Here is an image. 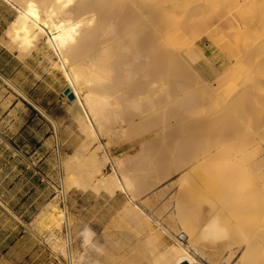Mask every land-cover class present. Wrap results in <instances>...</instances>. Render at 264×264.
Returning <instances> with one entry per match:
<instances>
[{
	"label": "rangeland",
	"instance_id": "374dc122",
	"mask_svg": "<svg viewBox=\"0 0 264 264\" xmlns=\"http://www.w3.org/2000/svg\"><path fill=\"white\" fill-rule=\"evenodd\" d=\"M11 1L12 3H18V0ZM16 14L15 9L11 5L4 0H0V34L2 36ZM218 15L213 13V15L209 16L210 20L207 18L209 23L205 26L203 24L197 29L193 28L194 30L192 31L190 30L191 28H186L182 34L187 35L185 36L186 39H184V41L186 40V46L184 41H182L183 39L180 40V43L177 42L183 36L178 38L177 41L174 39L172 36L173 26L167 25L170 22L166 23V27H164L165 56L162 80L165 108L160 122L161 140L156 138V135L149 138L144 135L153 126L155 117L153 118L151 115V118L140 120V122L138 117L134 115L136 114L134 113L135 111L130 107L126 108L125 103L122 106L123 108L120 109L121 105L116 98L118 96L123 98L125 94L131 91L132 78L123 71L121 65L117 64L118 62L112 63L115 67L111 64L113 68L110 66L107 69L105 77L91 82L90 88L98 94L109 96L111 103H114L112 105L113 110L117 105H120L116 109L117 114H120L122 118L118 119L115 112L109 113L106 119V127L101 133L102 137L99 138L97 136L98 140L89 142L91 137L81 129L79 122L75 119L71 108H69L79 132L86 137V141L80 144L61 143L60 127L55 121L53 123L55 125V134H57L56 139H58L56 143L42 145L30 142L27 129L21 130L19 127L20 113L17 111L20 106H23V98L27 100V103L34 104L35 102L25 94L14 79L0 74V264H30L29 256L25 258L24 253L28 252L29 247L34 244L44 249L39 258V264H69L70 261L66 250V244L68 245L66 240L67 229L70 230L72 238L71 248L74 253L76 252L74 255L77 257L81 255L87 264H92L91 262L95 260L102 261L105 264H151L152 259H154L151 251L155 244V248H157L158 245L160 247L161 243L162 249L163 244L164 248L166 247L167 249H171L173 246L178 247L177 240L185 243L188 240L187 234L179 233L184 230V227L186 230L197 226L201 227L210 223L214 217L219 218L220 224L226 229V239L217 242V244H211L206 239L191 236V241L188 245L190 252L202 264H264V251H261V248L264 247V236L259 247L248 245L246 239L242 237L237 239L239 235H244L245 229H249L254 223L252 219L255 217L253 216L254 213L250 211L251 208H249V205L244 204V200L243 203L240 201L242 199H239L240 195L249 194L253 187V182L250 180L251 182L248 183L249 176L243 172L227 170L226 165V158L230 159L231 156L233 159L231 151L240 149L242 147L240 144L247 145L246 150H248L245 154H239L238 159L240 161L255 163L264 159V140L262 139L264 138L262 137L264 134V114L259 113L251 103H249L248 109L242 108V105L245 102L248 103L253 94H255L253 89L258 79L246 78V80L240 69V67L242 68L241 63L243 60H247L245 63L248 68L250 67L249 70L251 72L255 71L254 68L258 65V61L264 59V49L259 44L260 39L250 34V31L253 30L252 26H255L254 24H250V29L252 28L250 30V25H245L246 22L242 21L233 11L231 14ZM109 31H106V34L111 32L110 36L113 31ZM210 33H212L213 38L209 36ZM245 39L251 41L252 46L247 56L241 55V62L237 50L243 52L244 43L242 44V41L244 42ZM228 40L232 42L228 44ZM233 42H235V46L231 45ZM254 42L258 44L255 46ZM41 44L45 45L44 42ZM230 45L231 48L229 50L231 51L234 48V52L236 51L235 54L238 57L234 56V53L232 55L230 51L228 53L225 50ZM177 48L179 49L178 51ZM6 49L16 53V51L7 47ZM196 50H198L197 53ZM34 53L48 65L50 73L54 75L55 81L61 87L59 93L64 103L71 104L72 100L64 93L68 87L67 81L62 71L53 65V59H58L56 54L53 50L44 47L36 49ZM174 55L177 56L174 57ZM83 56L84 54H79L77 58H82ZM238 59L239 61H237ZM231 70L234 73L232 71L231 74ZM218 74L220 75L218 76ZM229 74L230 76L235 75L236 78H233V76L230 78ZM221 76L226 79L229 76V82L226 79L221 80ZM128 79L131 84L128 83ZM8 80L16 87L11 85ZM219 80H221L220 82L226 80L222 82L225 85L227 83L232 84L235 80V86L234 84L232 85L235 87L234 89L240 84V88L238 86L237 89V92L239 91L237 104L235 103L236 105H234L233 101H231L235 107L231 106L232 103L229 101L226 105L222 102L221 97L229 91L227 86L231 84H227V88H222L221 86L219 87ZM240 80L242 83L245 82V85H242ZM121 81L122 84L119 83ZM244 87L248 89L246 90ZM244 95H246V99ZM114 100L118 103L117 105L113 102ZM219 105L221 110L226 108L225 112L219 109L225 119L221 116V112L218 115L215 114L218 109L216 110L214 106L218 107ZM211 106L216 112L212 111ZM229 107L236 109L237 113L235 112L236 110L231 108L232 111ZM210 111L215 114L216 119L210 114ZM239 111L241 113L244 112V114L238 113ZM178 112L180 113L178 114ZM205 112L210 114H208L209 118L214 117L217 126H219L217 120H220V122L221 119L225 120V123L223 122L224 125L219 122L223 126L221 130L219 126V134L213 118L210 122ZM231 112H235V114ZM253 113H255L257 118ZM236 114L244 117L238 115L239 117L236 119ZM218 117L219 119H217ZM232 117L236 118L233 119ZM239 118L240 122L244 119L242 124L239 123ZM136 119L138 122L136 121L134 124L133 122ZM197 119H201V121ZM212 120L213 125L211 124ZM256 120H258L257 124ZM16 121H18V124L15 127ZM252 122L253 125L255 124V128L252 126ZM205 125L208 126L205 127ZM213 126L215 130L213 131L212 128L209 130L208 127ZM225 127L226 130L224 131ZM249 132L253 133V137H250V135L247 137L250 134ZM218 135H223L224 143ZM244 135L247 138L246 141H243L245 139ZM195 136L196 138H194ZM206 137L208 138L206 139ZM101 140L107 144L111 155L122 154L128 157H126L128 161L126 160L125 162V168L129 170L127 171V174L129 173L128 178L132 182L131 186L134 193L138 195L137 203L143 211L138 210L137 212L128 208L130 207L128 203L130 205L133 204L131 203V196L126 193L119 192L112 195L108 191H98L92 187H89V189L85 188L86 180L97 181L98 178L96 175L89 178L91 175L89 172L90 164L83 166L77 164V153L83 151V146L87 143L91 144L90 151H94ZM143 140L147 141V144H144V147L147 148H144L146 152L140 146ZM203 142L205 145H208L209 142L213 143L214 146L219 144V147L200 159L188 163L195 156L193 152L196 155L200 153L202 145H204ZM151 143L152 147H150ZM210 143L209 146H211ZM232 143L233 148H236L231 150ZM196 144L199 146H196ZM154 145L160 146V152L156 148L153 149ZM148 147L150 150H148ZM227 147L230 148L228 149L229 151L224 154L221 153L220 156L215 157L216 159L214 158L216 161H220L219 159L221 158L220 162H215L214 159H212L213 163L210 160L208 161L214 166L219 165L218 170L207 177H200L199 171L196 170L199 162L215 156L217 152ZM36 151L38 153L34 154ZM148 152L152 156H149ZM222 155H225L224 159ZM251 156L253 157L251 158ZM66 159L69 162H75L72 165L71 176L79 184L71 182L73 186L71 185L65 195L62 161ZM150 165L151 167H149ZM223 166L226 169L223 170ZM143 167L148 169L145 168L146 170L142 171ZM151 168L155 169L151 170ZM111 172H113V165L109 163L104 168L103 174L107 177ZM192 184L194 185L192 186ZM53 204L56 206H53ZM248 209L250 212L245 213L244 211ZM60 212H63V214H60ZM249 214L251 218H249ZM22 235H24L22 240L26 242V245L20 251V248L14 244ZM88 238L91 240L89 241ZM194 238H197L198 241ZM20 245L22 243L20 244L19 242L18 246ZM165 264L176 263L170 260ZM192 264L198 263L194 262Z\"/></svg>",
	"mask_w": 264,
	"mask_h": 264
},
{
	"label": "bare ground",
	"instance_id": "6f19581e",
	"mask_svg": "<svg viewBox=\"0 0 264 264\" xmlns=\"http://www.w3.org/2000/svg\"><path fill=\"white\" fill-rule=\"evenodd\" d=\"M8 1L12 2L11 0H8ZM13 4L15 5L18 11V15L6 32L5 44L11 50L18 49L21 52L26 53V54L36 49L42 42H44L45 48L53 50V52L56 54L58 58L56 59L54 66L60 71H62L64 78L67 81L68 87H70V89L75 94V99L72 100V103L70 104L71 111L75 119L79 122L81 129L85 132V134H88V136L91 137V140L89 142L98 140L97 136H99V138L102 137L101 133L106 127V119L109 116V113L115 112L117 114L116 108L119 107L120 105H121L120 109L123 108L122 106H124V103L126 104L125 105L126 108L130 107L131 109L135 111L134 113L136 114L134 115L138 117L139 121L146 120L147 118L149 119L151 118L150 117L151 115L153 118L155 117L153 126L150 127L149 130H147L144 135L148 138L155 136V135H156V138H159V139L161 138L160 137V134H161V131H160L161 123L160 122L162 119L161 117L163 114V110L165 108L164 102H163L164 85H163L162 77H163V64H164L163 62H164V56H165V44H164V38H165L164 29L165 28L164 27H166V23L170 22L171 24L169 23L167 25H170L171 27L173 26L172 36L174 37L176 41L178 38L183 36L181 39H178L179 41H177L180 43V40L183 39L182 41H184V39H186L185 36L187 35L186 34L182 35L183 31L186 28H191L190 30L192 31L194 30L193 28L197 29L199 26L203 24L205 26L206 24L209 23V21L207 22V18L213 15V13H215L216 15L217 14L224 15L225 13L231 14L233 11L239 18L242 19V21H245L247 23V24L245 23V25H248V24L255 25L254 27L252 26L253 30L252 28L250 29L251 25L249 26V29L252 30L250 31V34L251 35L253 34L252 36H257L258 39H260L259 44H261L264 49V0H18V3L13 2ZM208 20L210 19L208 18ZM109 30L113 31V34H111L110 36L109 34L111 32ZM106 31H109L110 33L107 32L106 34ZM209 36L213 38L212 33H210ZM185 41H184V44H185ZM227 42L229 44V42H232V41L228 40ZM243 43H244L243 49H242L243 52L237 50V52L240 55L239 56L240 60H241L242 54H244V56L248 55L247 53L248 51H250L249 49H251V46H252L251 45L252 42L247 39H245L244 42L242 41V44ZM184 44H179V45H184ZM228 44L226 45L228 46ZM234 44L235 42H233V44L231 45L235 46ZM254 44L256 46L258 43L254 42ZM231 45L225 48V50L228 51V53L230 51L229 49L231 48ZM197 48H194V49H197ZM178 50L179 49L177 48V51ZM198 50H196V53L198 52ZM234 50L235 49L232 48L230 51L232 55H234L236 52V51L234 52ZM79 54H84V56L82 58H77ZM175 56L177 55H174V57ZM234 56H237V55L235 54ZM237 61H239V59ZM246 61L243 60L242 62L241 60L242 68L240 67L242 74L245 76V79L246 78H253V79L257 78L258 80L254 84L253 90L255 94H253V97L250 99L248 103L245 102L244 104V100H243L244 105H242V108L248 109L250 106L249 103H251L253 106L256 107L255 109H257L259 113L264 114V59L258 61V65H256L257 68L255 67L254 68L255 71L253 70V72L249 70L250 67L249 68L247 67V64L245 63ZM115 62H118L117 64L121 65L123 71L127 73L130 78H132L131 80L132 84L131 82H129V79H128V83L132 85V88H131V91L128 90L129 91L128 93L126 92L127 94H125L123 98L119 96L117 98L115 97L116 99H118V103H120V105H117L118 103L115 102L114 100L113 102L116 103L115 105H117V107L114 108L113 110L112 105H114V103H111V99L109 98V96H106L105 94L104 95L98 94L95 90H92L90 86H91V82L97 81L105 77L107 74V69L110 68V66L111 68H113L112 63H115ZM232 71L233 70L230 71L231 74H232ZM219 75L220 74H218V76ZM232 76L233 75H231L230 78H232ZM222 77L223 76H221V78ZM234 77L236 78L235 75L233 76V78ZM228 78L226 79L224 77L221 80L226 79L228 81ZM221 80H219V82ZM225 81H222V82H225ZM222 82L220 83L222 84ZM248 82L251 83V81L249 80ZM119 83L122 84V81ZM220 83H218L219 87L221 86L222 88L226 87L227 84H231V83H227L225 85L223 83L225 86L223 84L222 86ZM240 83L242 85L243 84L245 85V82L242 83L241 81ZM124 84L126 85L127 83H124ZM233 84L235 86V80H234V83L232 82L231 85L227 86L229 87V91L227 93H225L226 91L223 92L225 94H223V96L221 97L222 102L225 103V105L226 103H228V101L229 102L233 101L234 105H236L237 104L236 102L239 99L238 98L239 91L237 92V89L240 84L237 86V83H236V86H237L236 89H234L235 87L232 86ZM242 85L241 87L243 88ZM244 88L246 89V87ZM204 93H207V92H204ZM244 93H247V92L244 91ZM242 96H243V93H242ZM245 96L246 95H244V97ZM233 103L231 106L235 107ZM237 106H236V109H237ZM219 107L220 105L218 107L214 106L216 110L218 109L217 110L218 112L215 113L217 115L221 111L222 112L226 111V108L224 110H221ZM210 108H212V111H215L213 109V106H211ZM231 108L230 110L234 109V108L232 109ZM219 109L221 110L220 112H219ZM237 110L235 111L236 113H237ZM212 111H210L211 112L210 114H212V116H214L216 119V116L215 114L212 113ZM240 111L238 113L244 114V112L241 113ZM222 112H221L222 114L221 116L223 117ZM235 112L233 113L231 112V113L235 114ZM179 113L180 112H178V114ZM205 113H206L205 115L208 116L209 113L208 114L207 112ZM240 114H236L237 116L234 115L237 117V118L236 117L234 118L238 119ZM253 114L255 115V113ZM119 115L120 114H117L118 119L121 117V115L120 116ZM209 117L210 116H208V118ZM214 117L209 118L210 119L209 121L211 122L212 118L214 120ZM224 117L223 119H225ZM217 119H219V117ZM213 120L211 123L212 125H213ZM242 120L240 122V118H239V123L242 124ZM136 121L138 122V120L136 119L134 120L133 123L135 124ZM199 121H201V119ZM215 121L216 120H214V122ZM257 121L258 120H256V124H257ZM219 122L220 120L219 121L217 120V123L219 124L220 130H221V127L223 129V126L220 123L222 124L223 122L225 123V120L223 121L221 119V122L220 123ZM214 125L217 126L216 122L214 123ZM207 126L208 125H205V127ZM219 126H217L218 131L216 130L218 134H219V129H218ZM252 126L253 127L255 126V124L253 125V122H252ZM145 127H148V126H145ZM226 127L224 131L226 130ZM208 128L209 130L211 128L213 131L215 130L213 129L214 126L208 127ZM251 131L253 130L251 129ZM233 133H234V130H233ZM187 134L189 135V133ZM249 135L250 137H253L252 136L253 133L248 134L247 137ZM219 137H221L222 138L221 140L223 141L224 139L223 135ZM262 137H264V134ZM194 138H196V136ZM207 138L208 137H206V139ZM228 138H231V137H228ZM244 138L245 139L243 141H246L247 138L245 137V135H244ZM262 139L264 140V138ZM146 142H147L146 140L145 141L143 140L140 143V146L143 150L144 148L147 149L146 147H144V144H147ZM209 143L208 145H205L203 142L204 145H202L201 151L197 155L193 152L194 150L192 149L193 155L195 156L192 157V159L188 163H192L196 161L197 159H200L201 157L205 156L206 154L214 151V149L219 147V144H216L217 146H214L213 143H210L211 146H213L211 147L209 146ZM243 145L240 144V146L242 147L238 149L237 151H231L232 153L231 155L233 159L231 158V156H230V159L227 157L226 165H227V170L243 172L249 176V180H247V182L248 183H250L251 181L253 182V187L251 188V191L249 192V194L244 193L239 196V199L241 198L242 200L240 201L242 202L244 200L245 203L244 202L243 203L245 205L246 204L249 205V208H251L250 211L254 213L253 216L255 218L252 219L254 220V223L252 221L253 226H250L249 229H245L244 235L242 236L239 235L237 239H240L242 237L243 239H246L247 241L246 243H248V245L259 247V244L262 243L263 236H264V184H263L264 182V159L259 160L255 163L252 162L253 164L240 161L238 159L239 154L241 153L245 154L247 153L246 151H248L246 150L247 145H244V146ZM90 146H91L90 143L85 144L83 146V151L77 153L78 154L77 164L81 166L90 164L91 165L89 166L90 171L87 169L91 173L89 178H92L94 175H96L98 178L97 181L90 180V179L86 180L85 188L89 189V187H92L98 191L100 190H103L105 192L108 191L109 194L111 193L112 195L118 194L119 192L126 193L127 195L131 196L132 198L131 203L133 204V205H130V203H128L130 206L128 208L131 209L132 211L133 210L137 212L138 210L143 211L142 208L137 203L138 195L134 193L132 186H131L132 182H130L131 180L128 178L129 173L127 174V171L129 170L125 168V162L126 160L128 161L127 159L128 157L122 154L114 155V156L111 155L107 148V144L102 142V140L100 141V143L98 144V146L95 148L94 151H90ZM152 146L153 145L151 143L150 147ZM196 146H199V145L196 144ZM155 148L156 150L160 152L159 145L157 146L154 145L153 149ZM235 148H233V143H232L231 150ZM228 149L230 148L227 147L223 150H220L219 152L215 154V156H212L209 159H206L203 161L201 160L196 168V170L199 171V174H200L199 176L207 177L208 175L216 172V170H218L217 168L219 165L214 166L210 164L211 162L208 163V161L210 160L213 163L212 159H214L217 156H220L221 153L222 154L226 153L227 151H229ZM148 150H150V148ZM195 150L197 151V147ZM144 151L146 152V150ZM147 154L149 156L151 155L149 152ZM225 155H222L223 159L225 158ZM252 157L253 156H251V158ZM215 159H214L215 162H220L222 160L221 158L219 159L220 161H216ZM109 163H112L113 165V172L109 173L108 176L106 177L103 174L104 168ZM73 164H75V162L73 163L71 161L69 162L68 159H66L65 161H62L63 186H64L65 195L71 188V185H72L71 182L79 184V182H77V180L71 176V170H72ZM149 167H151V165ZM183 167H185V165H183ZM223 167H224L223 170L226 169L225 166ZM145 168L146 167H143V170L142 169L141 170L144 171L148 169V168L146 169ZM84 169L86 170L85 166H84ZM153 169L151 168V170ZM147 171H150V170H147ZM193 185L194 184H192V186ZM53 206H56V205L53 204ZM248 211L249 209L244 212L248 213ZM60 214H63V212H60ZM249 218H251V216ZM249 230L250 232L248 233ZM179 233L187 234L188 236L187 242L185 243L181 240H177V243L179 246L178 247L173 246L171 249L169 248L167 249L166 247L164 248V244H163V249H162L161 243H160L161 248L158 247L159 245L157 246V248H155L156 247L155 246L156 244H155L153 246V250L151 251V254L154 257V259H152L153 261L151 264H165L167 261H170V260L176 264H183L184 262H187L189 264H192L194 262L198 264H202L201 261L195 255H193L188 248V245L190 244V241H191L190 240L191 236H194L197 238L199 237L200 239H206V241L208 240L211 244H217V242L226 239V235H227L226 229L220 224L219 218L217 217H214L210 221V223L204 224L201 227L197 226L196 228H190L189 230L188 229L186 230V228L184 227V230ZM183 238L185 239V237ZM197 238H194V239L197 240ZM229 238L231 237L229 236ZM66 240L68 243V245L66 244L67 246L66 250H67L68 259L70 261L69 264H87L84 258L81 257V255L79 257L74 255L76 252L74 253L71 248L72 238L70 236L69 229H67ZM90 240L91 239H89V241ZM232 242H234V240H232ZM261 251H264V247L261 248ZM91 263L92 264H105L102 261H97V260Z\"/></svg>",
	"mask_w": 264,
	"mask_h": 264
},
{
	"label": "crops",
	"instance_id": "0c3cea01",
	"mask_svg": "<svg viewBox=\"0 0 264 264\" xmlns=\"http://www.w3.org/2000/svg\"><path fill=\"white\" fill-rule=\"evenodd\" d=\"M4 1L11 5L17 14L4 30V35L2 36L0 34V74L14 79L25 94L35 102L34 104L27 103L25 98L22 99L23 106H20L17 111L20 113V129H27L31 140L30 142L42 145L56 143L58 139H56L57 134H55V125L53 123V121H55L60 127L61 143H84L86 137L79 132L73 120V116L69 109L70 104L64 103L63 98L60 97V85L55 81L54 75L50 73L48 65L41 61L40 57L34 53L36 49H42L44 45L40 44L28 54L18 49L13 50L16 51V53H12L6 49V47L10 49L5 44L6 32L16 19L18 11L12 2L8 0ZM18 53L20 57L26 59H21ZM55 61L56 59H53V65ZM11 85L16 87L13 83H11ZM21 93L23 92L21 91ZM17 124L18 121L15 122V127ZM37 153L38 151L34 154ZM23 237L24 235L14 244L20 248V251L26 245V242L22 240ZM19 242L20 244L22 243V245L18 246ZM42 251H44V249L36 244L31 245L29 251L24 253L25 258L29 256V260L31 261L30 264H39L40 255L43 253ZM17 252L19 253V251Z\"/></svg>",
	"mask_w": 264,
	"mask_h": 264
},
{
	"label": "water",
	"instance_id": "95a60500",
	"mask_svg": "<svg viewBox=\"0 0 264 264\" xmlns=\"http://www.w3.org/2000/svg\"><path fill=\"white\" fill-rule=\"evenodd\" d=\"M65 95L70 99V100H74L75 99V94L73 93V91L70 89V87H67L64 91ZM183 264H188L187 262L183 263Z\"/></svg>",
	"mask_w": 264,
	"mask_h": 264
}]
</instances>
